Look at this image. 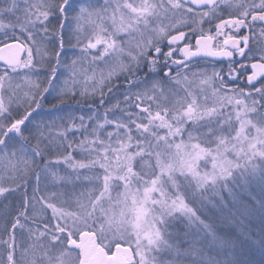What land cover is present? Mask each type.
<instances>
[{"label": "snow or ice", "instance_id": "snow-or-ice-1", "mask_svg": "<svg viewBox=\"0 0 264 264\" xmlns=\"http://www.w3.org/2000/svg\"><path fill=\"white\" fill-rule=\"evenodd\" d=\"M24 11L0 21V198H17L0 212V264H148L157 213L191 211L165 177L228 175L229 145L264 157V0H34ZM66 42L78 49L67 64ZM51 91L81 107L34 122Z\"/></svg>", "mask_w": 264, "mask_h": 264}, {"label": "rangeland", "instance_id": "rangeland-1", "mask_svg": "<svg viewBox=\"0 0 264 264\" xmlns=\"http://www.w3.org/2000/svg\"><path fill=\"white\" fill-rule=\"evenodd\" d=\"M31 2L34 0H15L16 9L11 13L0 15V21L4 24H18L17 18H19V22H23L24 10L27 4ZM74 2L78 3L79 0H74ZM12 3L13 0H0V10L11 7ZM72 44H75V40L72 41ZM77 52V48L66 42L63 49L65 64L69 63L74 58V53ZM38 67L40 66L38 65ZM59 71L61 75L57 80V85H59L60 80L68 75L64 66H61ZM89 74L91 73L89 72ZM33 79L36 80L37 77H33ZM39 79H45L44 71L40 72ZM44 87H47L46 83ZM104 90L107 91V88ZM55 96V91L45 93L40 108L32 105L35 109V115L32 118L34 122L51 124L56 117L65 111L69 109L79 110L81 107L71 101L65 105H59ZM53 105H57V108L54 109ZM25 107L27 105L21 101V111ZM56 122L59 123V121ZM186 127L190 129L191 123ZM236 127L238 128V125ZM227 134L228 130L225 128L224 135ZM232 135L234 136L235 133L233 132ZM184 138H187L186 133ZM36 143L37 141L32 139L29 141V146H34ZM215 146V144H202V147L206 148H215ZM40 147L43 148L44 143H41ZM228 149L225 158L232 161L234 166L229 170L228 175L217 176L214 181L210 180L203 185L197 184L196 180L187 173H175L171 178L165 177L162 180L165 191L172 197H183L185 204L191 211L176 210L170 213H157L156 225L160 238L148 250V264L238 263L239 258L234 257L237 253L236 248L230 244L232 242L226 235L227 230L223 228V226L229 225L228 222L232 218H236V222L245 225L248 231H254V236L245 237V241L252 249L253 255L258 256H254L255 259L257 258L260 264H264V253L261 248V244L264 242V157H241L231 150V145L228 146ZM39 163L41 162L37 158V164ZM149 163L154 164L155 161L151 160ZM33 168L37 173L40 172V168L36 167L35 164ZM198 168L201 174L212 172L210 158L202 159ZM135 170L140 171L139 166ZM218 172L219 169H217ZM61 174H63V168H61ZM30 179L33 178L30 177ZM145 179H149V177H145ZM173 180L175 181L174 184ZM43 183L42 180L41 187H43ZM49 190L55 189L50 188ZM70 190L71 188H69ZM80 190L78 185L76 191L79 192ZM29 192H31V187H29ZM16 199V196H9L6 200L0 198V212L4 210L5 206L13 207ZM217 216H219V221L223 223L219 233H215V230L211 228V220ZM27 242V237H24V244L26 245Z\"/></svg>", "mask_w": 264, "mask_h": 264}, {"label": "trees", "instance_id": "trees-1", "mask_svg": "<svg viewBox=\"0 0 264 264\" xmlns=\"http://www.w3.org/2000/svg\"><path fill=\"white\" fill-rule=\"evenodd\" d=\"M236 218H232L227 226H223V228L226 231V235L229 237L231 245H233L236 248V255L234 257H238L239 261L236 264H260L258 262L257 258L255 259V256L253 255V251L250 248L249 244L246 243V238L254 236L253 232L248 231L247 227L245 225L240 224L239 222H236ZM211 228L215 230V233H219L222 229L223 223L219 221V216L217 218H214L211 220ZM252 226V225H251ZM250 226V227H251ZM262 251L264 253V242L261 244ZM255 256V257H254ZM264 257V256H263Z\"/></svg>", "mask_w": 264, "mask_h": 264}, {"label": "flooded vegetation", "instance_id": "flooded-vegetation-1", "mask_svg": "<svg viewBox=\"0 0 264 264\" xmlns=\"http://www.w3.org/2000/svg\"><path fill=\"white\" fill-rule=\"evenodd\" d=\"M258 2H259V0H257V3H258ZM205 27H207V25H205ZM259 27H260V25L257 24V25H256L257 31H258ZM141 75H143V72L141 73Z\"/></svg>", "mask_w": 264, "mask_h": 264}]
</instances>
